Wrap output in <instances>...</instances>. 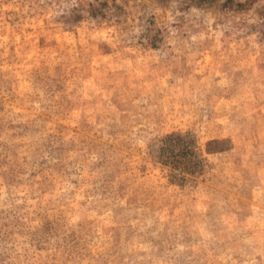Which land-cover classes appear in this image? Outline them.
<instances>
[{
	"label": "rangeland",
	"instance_id": "374dc122",
	"mask_svg": "<svg viewBox=\"0 0 264 264\" xmlns=\"http://www.w3.org/2000/svg\"><path fill=\"white\" fill-rule=\"evenodd\" d=\"M0 264H264V0H0Z\"/></svg>",
	"mask_w": 264,
	"mask_h": 264
}]
</instances>
